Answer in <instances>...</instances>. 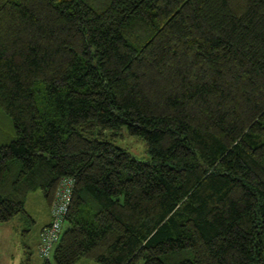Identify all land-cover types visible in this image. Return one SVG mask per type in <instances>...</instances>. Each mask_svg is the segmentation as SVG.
<instances>
[{
  "label": "trees",
  "instance_id": "trees-1",
  "mask_svg": "<svg viewBox=\"0 0 264 264\" xmlns=\"http://www.w3.org/2000/svg\"><path fill=\"white\" fill-rule=\"evenodd\" d=\"M0 111V224L74 181L54 264H264V0H0Z\"/></svg>",
  "mask_w": 264,
  "mask_h": 264
},
{
  "label": "rangeland",
  "instance_id": "rangeland-1",
  "mask_svg": "<svg viewBox=\"0 0 264 264\" xmlns=\"http://www.w3.org/2000/svg\"><path fill=\"white\" fill-rule=\"evenodd\" d=\"M13 132L12 123L8 116L0 111V137L8 140ZM116 145L127 150L135 158L147 156L145 143L129 136L125 130ZM26 215L16 218L10 224H0V264H44L39 253V242L42 227L51 222L50 208L42 192L31 193L25 206ZM50 224V223H49ZM69 228L66 224L64 231ZM53 263V257L51 260ZM79 264H96L82 260Z\"/></svg>",
  "mask_w": 264,
  "mask_h": 264
},
{
  "label": "built area",
  "instance_id": "built-area-1",
  "mask_svg": "<svg viewBox=\"0 0 264 264\" xmlns=\"http://www.w3.org/2000/svg\"><path fill=\"white\" fill-rule=\"evenodd\" d=\"M74 191V181L65 180L59 186L50 209L51 222L40 235L39 253L43 260L51 261L54 252L61 242L64 227L67 224L69 209Z\"/></svg>",
  "mask_w": 264,
  "mask_h": 264
},
{
  "label": "water",
  "instance_id": "water-1",
  "mask_svg": "<svg viewBox=\"0 0 264 264\" xmlns=\"http://www.w3.org/2000/svg\"><path fill=\"white\" fill-rule=\"evenodd\" d=\"M140 161L144 162L145 159L144 158H138ZM148 165H150V161H147Z\"/></svg>",
  "mask_w": 264,
  "mask_h": 264
},
{
  "label": "crops",
  "instance_id": "crops-1",
  "mask_svg": "<svg viewBox=\"0 0 264 264\" xmlns=\"http://www.w3.org/2000/svg\"><path fill=\"white\" fill-rule=\"evenodd\" d=\"M48 208H49V206H48ZM49 223H50V221H49L48 223H46V224L42 227L41 231H42L45 227H47V226L49 225Z\"/></svg>",
  "mask_w": 264,
  "mask_h": 264
}]
</instances>
